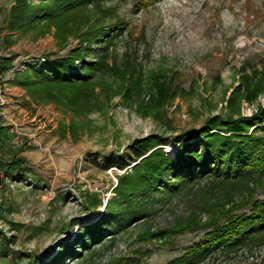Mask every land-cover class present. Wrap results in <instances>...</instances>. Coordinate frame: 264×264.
<instances>
[{
	"label": "rangeland",
	"instance_id": "1",
	"mask_svg": "<svg viewBox=\"0 0 264 264\" xmlns=\"http://www.w3.org/2000/svg\"><path fill=\"white\" fill-rule=\"evenodd\" d=\"M25 2L33 8H21ZM57 4L0 0V264H54L71 242L55 264H168L209 231L218 205L264 199V179L241 190L206 177L176 194L139 191L121 202L116 188L136 180L140 162L105 168L113 157L129 161V146L150 135L175 160L184 131L264 109V0H108L20 28L36 12L62 14ZM74 57L76 77L87 75L84 63L99 60L103 70L87 86L49 93L20 84ZM109 201L121 213L104 225ZM138 211L144 216L126 223ZM94 224L103 237L85 249L78 237ZM196 264H264V245Z\"/></svg>",
	"mask_w": 264,
	"mask_h": 264
},
{
	"label": "trees",
	"instance_id": "2",
	"mask_svg": "<svg viewBox=\"0 0 264 264\" xmlns=\"http://www.w3.org/2000/svg\"><path fill=\"white\" fill-rule=\"evenodd\" d=\"M47 1L59 2L60 4L56 6L62 14H58L56 11L46 13V10L42 9L43 14L36 12L28 23L29 25L24 27L22 24L20 28L33 29L37 21L49 24L64 14L89 6L99 7L108 0ZM26 6L33 8V6L27 5V2L23 6L21 5V8ZM143 6L148 5L144 4ZM102 35L105 37L108 34L102 33ZM87 36L91 35L88 33ZM78 56L79 54H77ZM77 57H74L73 60L68 59L61 65H54L52 69L39 76V79L34 82H24L25 80L22 79L20 84L31 83V88L40 89L41 87V91L44 92L47 89V93L68 86L70 88L72 86H87L92 80L91 74L101 72L103 67L99 60L98 62L84 63L83 68L87 75L81 78L76 77L69 73V69L73 68ZM0 73L5 74L3 71ZM260 131H262L261 135L258 134ZM2 141L4 139L0 134V147L3 144ZM176 143L179 144V149L175 160L171 158L173 156L165 154L162 150V146L165 145L164 139L158 135H150L129 146L128 150L131 155L129 161H119L114 157L106 161V170L113 167L124 170L133 163L140 162L133 175L136 180L129 182L126 177L121 179L116 188V196L121 202L128 203V198L133 197L135 192L139 191L146 194L148 191L162 190L176 194L192 187V184L199 183L206 177H210L212 182L217 184H227L241 190H250L249 185L252 182L256 184L263 182L264 109H260L251 117L223 118L219 115L211 117L202 128L190 129L178 135ZM21 162L23 161L19 160L11 164L19 165ZM230 201L231 199L228 200V202ZM100 203H91V207L96 208ZM231 203L233 206L228 210L223 205H218L214 218L206 224L209 231L189 247L184 256L172 260L168 264H196L205 256L220 250L230 252L243 246L264 245V199H254L250 195L235 204L233 201ZM244 209L246 211L241 212ZM138 212L123 219L128 224L137 222L144 216L140 214V211ZM120 213V203L109 201L100 222L109 225L112 221L118 220ZM198 224L200 223H194L186 228L193 227L192 230H195L200 226ZM83 230L78 239L81 240L80 244L85 249H90V246L94 245L97 240L99 241L104 234L99 224L87 226ZM72 245L73 242L66 243L62 249L60 248L53 259L54 264L61 263L65 256L70 255Z\"/></svg>",
	"mask_w": 264,
	"mask_h": 264
},
{
	"label": "built area",
	"instance_id": "3",
	"mask_svg": "<svg viewBox=\"0 0 264 264\" xmlns=\"http://www.w3.org/2000/svg\"><path fill=\"white\" fill-rule=\"evenodd\" d=\"M3 77H4V75L0 73V114H2L1 110H2V108L5 105V99H4V96H3L4 90H3V86H2Z\"/></svg>",
	"mask_w": 264,
	"mask_h": 264
},
{
	"label": "bare ground",
	"instance_id": "4",
	"mask_svg": "<svg viewBox=\"0 0 264 264\" xmlns=\"http://www.w3.org/2000/svg\"><path fill=\"white\" fill-rule=\"evenodd\" d=\"M167 153H168L169 155H172V151H170V150H169V151H167Z\"/></svg>",
	"mask_w": 264,
	"mask_h": 264
}]
</instances>
